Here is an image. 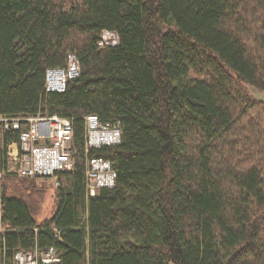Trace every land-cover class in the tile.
<instances>
[{"label":"trees","instance_id":"1","mask_svg":"<svg viewBox=\"0 0 264 264\" xmlns=\"http://www.w3.org/2000/svg\"><path fill=\"white\" fill-rule=\"evenodd\" d=\"M104 31L119 42L99 46ZM76 54L80 75L47 92ZM264 0H0V116L69 118L77 149L55 209L29 198L49 177L5 174L2 264H264ZM119 121L122 141L85 151V120ZM19 131L3 135L0 167ZM115 186L87 197L86 160ZM43 181V182H40ZM44 264V263H41Z\"/></svg>","mask_w":264,"mask_h":264},{"label":"built area","instance_id":"2","mask_svg":"<svg viewBox=\"0 0 264 264\" xmlns=\"http://www.w3.org/2000/svg\"><path fill=\"white\" fill-rule=\"evenodd\" d=\"M119 42L116 32H105L99 46H113ZM81 64L76 54H69L66 63L50 67L45 74L47 92H64L70 80L77 78ZM85 120V151L90 148L119 145L122 127L119 121H101L97 115H88ZM19 131V142L7 147L6 167H0V239L5 226L1 216L2 180L5 174L25 177H49L60 186L58 173L71 171L75 165L77 149L74 145V127L69 118L59 115H33L28 117L0 116V148L5 132ZM117 173L111 161L103 158L86 160L85 188L87 197L95 196L101 188L115 186ZM15 264H49L59 261L55 250L17 251ZM0 264L2 259L0 256Z\"/></svg>","mask_w":264,"mask_h":264},{"label":"rangeland","instance_id":"3","mask_svg":"<svg viewBox=\"0 0 264 264\" xmlns=\"http://www.w3.org/2000/svg\"><path fill=\"white\" fill-rule=\"evenodd\" d=\"M251 91L255 97L258 99L264 100V94L259 92L258 90L251 87ZM5 176V175H4ZM3 176V178H4ZM19 177V176H18ZM21 178V177H19ZM3 182V180H2ZM43 182V181H40ZM45 183H40V186L43 189V195L38 198V196H35L36 198H29V201L31 200L32 204L34 205V208L36 211H38V218L39 221L48 218L51 216L52 212L55 209V191L58 186H56L54 180L49 179L44 181Z\"/></svg>","mask_w":264,"mask_h":264},{"label":"bare ground","instance_id":"4","mask_svg":"<svg viewBox=\"0 0 264 264\" xmlns=\"http://www.w3.org/2000/svg\"><path fill=\"white\" fill-rule=\"evenodd\" d=\"M105 32H111V31H104L103 33H105ZM103 33H102V35H103ZM102 35H101V36H102Z\"/></svg>","mask_w":264,"mask_h":264}]
</instances>
